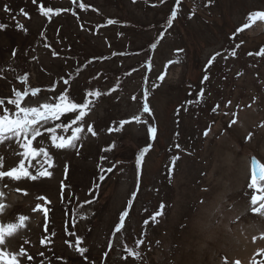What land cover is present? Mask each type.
<instances>
[{
    "label": "rangeland",
    "instance_id": "rangeland-1",
    "mask_svg": "<svg viewBox=\"0 0 264 264\" xmlns=\"http://www.w3.org/2000/svg\"><path fill=\"white\" fill-rule=\"evenodd\" d=\"M5 3L11 13L4 12ZM40 3L54 10L51 18L39 11ZM173 10L177 17L169 26ZM258 11H264V0H0V23L7 25L0 30V97H14V89L41 88L36 97H25L26 106L36 107L61 90L83 103L89 91L116 89L90 106L78 155L75 149H55L49 133H44L47 139L33 142L53 157L52 167L44 164L52 178L5 181L6 202L12 207L4 221L14 222L18 214L29 217L10 240V250L23 247L32 256L27 264H59L60 259L68 264H124L125 243L142 251L151 244L148 264H225V258L228 264H264V217L251 213L254 190L248 188L251 158L264 164V20L249 19ZM108 19L116 23L108 25ZM245 24L249 27L237 32ZM217 52L221 55L206 69ZM26 73L28 82L22 85L16 77ZM161 74L163 81L158 79ZM205 75L208 81H203ZM145 91L157 139L136 122L109 133L119 121L140 113ZM233 113L237 123L228 128ZM69 118L74 114L66 113L46 127L70 124ZM142 119H149L148 114ZM88 125L96 136L87 131ZM226 128L227 135H222ZM57 132L67 137L71 128ZM113 142L115 147L104 151ZM148 143L153 147L138 173L136 155ZM13 151L21 149L0 145L5 168L19 163ZM37 160L43 161V155L26 160L25 166ZM17 187L26 188L28 195L16 192ZM205 187L211 191H203ZM256 189L257 196L264 195V180H257ZM38 196L51 203L38 201ZM201 198L204 203L198 204ZM129 200L127 230L113 237ZM38 203L41 209L33 212ZM162 203L164 208L159 207ZM43 208L49 210L47 217ZM157 211L162 215L153 222ZM76 237L82 242L77 244ZM137 240L146 243L137 245ZM77 247L88 249L87 260Z\"/></svg>",
    "mask_w": 264,
    "mask_h": 264
},
{
    "label": "snow or ice",
    "instance_id": "snow-or-ice-1",
    "mask_svg": "<svg viewBox=\"0 0 264 264\" xmlns=\"http://www.w3.org/2000/svg\"><path fill=\"white\" fill-rule=\"evenodd\" d=\"M214 0H208L209 4H212ZM33 4L37 3V0H32ZM73 3H75V0H73ZM177 4H179V0H177ZM81 8L85 7L84 4L79 5ZM3 10L6 13H11L12 9L10 6L5 3L3 5ZM39 11L49 18H51V14H53L54 10L51 7H46L43 3L39 4ZM20 12L28 16V13L24 11L23 8L20 9ZM55 13L58 15L60 13V10H55ZM177 17V10H173L171 12V16L168 20L169 26H171L172 21L175 20ZM191 18V17H190ZM15 19V17H13ZM250 20H256L261 19L264 20V11H258L254 12L249 17ZM116 23V21L112 19H108L107 24L112 25ZM17 27L22 28L25 32H27V29L23 27V25H17ZM249 27L248 24H245L242 29H238L237 32H240L243 30V28ZM7 28V25L4 23H0V30H3ZM236 33H233V38L236 37ZM50 47V45H48ZM152 47H156L155 44L152 45ZM237 48L240 47L239 44L236 45ZM17 51L14 49L12 51V56H17ZM178 52H182L183 49H178ZM261 55H264V52L260 53ZM53 55H58V53L53 52ZM116 55V53H114ZM221 55L220 52L215 53L211 56V58L206 63V69L211 67L213 62L216 60L217 57ZM232 55L235 56L236 52L233 51ZM251 55V53H249ZM24 56L27 57L28 53H24ZM32 59H36L35 57H32ZM169 63H179V61H169ZM12 71H15V69H12ZM135 71V69H133ZM131 73H129L130 75ZM239 75V74H238ZM98 78V77H96ZM17 80L21 82V84H27L28 82V74L24 75H17ZM158 79L160 81H163L165 79V74H161L158 76ZM209 75H205L203 77V81H208ZM64 84H68L69 81L67 79L63 80ZM159 85H153V87H158ZM116 87H119L117 85ZM116 89H110L106 93H101L100 91H89L86 93L85 101L83 103H77L75 102L71 96L64 92V90H61L60 94L53 96L49 99V102H45L42 104H39V106L32 107V106H26L25 105V97L29 96V93H31V97H36L39 93H41L43 90L41 88H25L23 91H15L14 89V97L12 98H3L0 97V145L7 146L11 148L12 145H15L18 149H21V151H13L12 155L20 157L19 163L16 166L5 168V157L3 155H0V264H22V261L24 264H27V261L32 260V256L28 255V253L25 251L23 247H21L18 251H12L10 250V240L19 235L20 231L26 227V222L29 220V217L23 214H18L14 222H5L3 217L6 215L7 210L12 207L11 204L7 203L8 193L7 189L9 187V183L5 182H14L19 184L22 181H39L43 178H52L53 172L49 171L47 168L44 167L45 163L49 164V167L53 166V157L50 155L48 150L43 146H34L33 142L37 141V138H41V141L43 139H47L48 137L44 136V133L50 134V139L52 142V146L55 149L58 150H65V149H75L77 150V155L79 154L78 149V142L81 140V136L79 135L84 131V118L87 115L88 111H91L90 106H94L95 101L101 96V95H111L113 91ZM48 91H54V89H48ZM201 96H203V90L201 91ZM91 97L92 99H89ZM143 103L141 107V111L139 114L132 115L129 119L121 120L119 121V127L113 128L110 127L108 129V132L111 133L113 131H121L125 125L131 124L132 122H136L137 124H143L146 126L147 132L150 134L151 139L155 141L157 139V127L149 122L151 119V116L153 114V110L149 106L148 103V93L145 91L141 97ZM133 101H137L140 103V101L137 100L136 96L132 97ZM231 101L229 100L227 102L226 106H230ZM12 106V107H9ZM250 106V105H249ZM220 105L217 104L214 108V111L216 109H219ZM66 113H73L75 118H69L71 120V123H55L54 126H47L50 122L59 121L61 117L65 116ZM144 114H148L149 119H142V116ZM227 115V113H225ZM233 118L228 123V128H231L232 125L237 123L236 120V114L233 113ZM80 122V123H78ZM73 125H76L73 127ZM71 128V135L65 137L64 135H59L57 130H62L64 132H67ZM228 128H226L221 134L227 135ZM43 129V131H42ZM87 131L91 133L93 136H96L97 133L93 129L92 125H88ZM211 131V126H209L208 129H206L203 132V136L206 138ZM252 137V134L249 133L246 139L250 140ZM82 147V145H79ZM115 147V143L109 147L106 148L104 151H111L112 148ZM153 145L151 143L146 144L144 147L140 149L138 154L136 155V165L139 171L142 170L145 157L149 153V151L152 149ZM179 147V145H177ZM43 155V161L37 160L36 164H29L28 167L25 166V161H31L36 159L37 157ZM191 154V153H189ZM180 159L179 156L175 157L173 160V165H175L176 161ZM101 160H107L106 156H102ZM206 163V162H205ZM38 165V167H37ZM29 167L33 169V171L29 170ZM116 167L115 164H113L111 167L107 169L108 173H112L113 169ZM252 178L250 183L248 184V188H251L254 190L253 195L251 196V213L259 214L261 217H264V202L259 203L257 206L258 201H264V195L257 196L255 192L256 184H257V175L264 180V164L260 163L255 157L252 159ZM259 169V172L257 170ZM67 170V166H66ZM171 172L174 173V167L171 170ZM101 180L106 179L104 175L100 176ZM63 184V182H62ZM16 192L22 193L23 195H28V191L26 188H19L17 187L15 189ZM203 191L210 192V188H203ZM132 197L134 198L136 196V193L133 192ZM38 201H47L46 197H36ZM48 203H51L50 201H47ZM92 201H86L85 203H91ZM198 204H203L204 200L201 198L197 201ZM42 205L40 203L36 204V206L32 209L33 212L39 211L41 209ZM132 207V201L129 200L127 203V206L124 210H122L120 216L118 217V223L114 226L115 231L111 233L113 237L116 236L117 233H121L123 235V232H125L127 229L125 228V219L129 217L130 209ZM160 208H164L165 205L162 203ZM195 210V209H194ZM48 209L43 208L44 215L47 217L48 215ZM218 211V209H217ZM162 214L157 211L155 215L151 216V220L153 222L157 221V217H160ZM210 215H215V212H212ZM144 224H148L149 221L145 220L143 222ZM182 228H187V224L181 225ZM77 244L82 242V237H76ZM27 242V241H25ZM137 245H145V240H137L135 242ZM159 243V242H157ZM109 248H112V243H109ZM124 250L128 253L127 257H123L124 264H132V262H136V264H148L147 259V252L151 251V244L147 245V251H142L139 248H132L129 247L126 243L123 245ZM77 251L80 253L81 256L84 257L85 260L88 259L87 256L84 255L88 251L87 248L77 247ZM40 255H43V253H40ZM104 256L108 257L109 253L104 252ZM129 257L132 258V262L129 261ZM225 264H228L227 259L225 258ZM239 264V262H237Z\"/></svg>",
    "mask_w": 264,
    "mask_h": 264
},
{
    "label": "trees",
    "instance_id": "trees-1",
    "mask_svg": "<svg viewBox=\"0 0 264 264\" xmlns=\"http://www.w3.org/2000/svg\"><path fill=\"white\" fill-rule=\"evenodd\" d=\"M86 256L89 258L88 255H86ZM69 262H70V261H68V260L65 262V261H63V260H61V259L57 261V263H59V264H68Z\"/></svg>",
    "mask_w": 264,
    "mask_h": 264
},
{
    "label": "water",
    "instance_id": "water-1",
    "mask_svg": "<svg viewBox=\"0 0 264 264\" xmlns=\"http://www.w3.org/2000/svg\"><path fill=\"white\" fill-rule=\"evenodd\" d=\"M256 158V157H255ZM252 159L253 157L251 158V165H252ZM257 159V158H256ZM258 160V159H257ZM259 161V160H258ZM260 162V161H259ZM261 163V162H260ZM251 170H252V167H251ZM257 172H259V169L257 170ZM257 180L261 181L262 179L259 177V175H257Z\"/></svg>",
    "mask_w": 264,
    "mask_h": 264
}]
</instances>
